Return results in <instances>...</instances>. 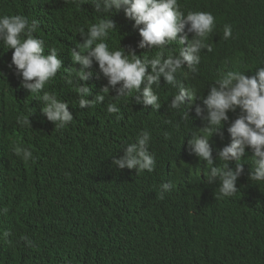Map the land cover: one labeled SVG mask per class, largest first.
I'll use <instances>...</instances> for the list:
<instances>
[{
  "label": "trees",
  "instance_id": "trees-1",
  "mask_svg": "<svg viewBox=\"0 0 264 264\" xmlns=\"http://www.w3.org/2000/svg\"><path fill=\"white\" fill-rule=\"evenodd\" d=\"M49 6L66 21L44 22ZM74 7L72 0H0V16L39 21L33 35L45 40L44 55L57 49L62 69L43 91L68 103L74 119L55 129L41 113L42 102L9 67L13 50L0 42V264H264V183L248 179L252 150L246 148L242 157L238 192L220 199L218 183H207V162L189 152L188 141L198 133L187 109V121L170 109L148 111L144 118L130 114L133 123L115 133L112 145L105 144L106 126L115 121L106 111L113 93L94 108L81 109L75 86L66 83L68 71L80 66L63 58L78 51L82 22L88 19ZM105 16L115 24L113 13L95 9L92 15L95 23ZM242 34L245 54L253 55L244 63L255 71L264 62L262 38L257 41L249 30ZM91 72L82 83L92 89L95 70ZM216 78L196 74L194 88L199 92ZM171 89L160 79L156 91ZM100 92L92 89L85 99ZM26 116L30 127L19 123ZM122 123L117 119L116 127ZM142 130L151 133L155 170L136 174L113 166L119 141ZM212 147V166L219 167L216 151L222 148ZM20 149L29 150L31 158L25 159ZM229 167L235 168V162ZM165 182L172 188L160 199ZM5 231L10 233L6 239Z\"/></svg>",
  "mask_w": 264,
  "mask_h": 264
},
{
  "label": "clouds",
  "instance_id": "clouds-1",
  "mask_svg": "<svg viewBox=\"0 0 264 264\" xmlns=\"http://www.w3.org/2000/svg\"><path fill=\"white\" fill-rule=\"evenodd\" d=\"M72 0L80 12L87 15L80 29L82 43L64 56L80 66L71 69L66 78L78 93V106L94 108L112 92V103L106 111L115 121L106 126L105 144L112 145L117 131L132 124L130 114L148 115V111L168 113L175 110L188 120L198 133L188 141L189 152L207 162L209 185L218 183V197L231 198L238 190L236 182L244 168L245 149L252 150L250 182L264 183V62L251 71L244 63L253 55L245 54L243 32L249 30L264 44V0H248L246 4L232 0ZM48 5V4H47ZM50 7L46 23L56 18ZM113 13L115 24L105 16L93 20V11ZM94 23V24H92ZM86 31L82 28L89 26ZM117 26V27H116ZM39 21L23 15L0 16V42L12 49L9 67L21 78V86L42 102L41 113L55 129H63L74 119L68 103L52 92L43 91L62 69L57 49L44 55L45 40L33 34ZM110 32H114L109 35ZM70 36L75 34L69 33ZM57 38V37H56ZM55 38V39H56ZM165 57V58H164ZM93 77V92L101 91L87 100L92 89L82 82ZM217 78L199 92L194 88L195 75ZM160 79L172 89L159 93ZM117 119H123L116 127ZM144 121V120H143ZM140 121L138 123H141ZM30 127L29 116L19 121ZM134 124H137L134 121ZM118 140V139H117ZM120 140V138H119ZM151 133L142 130L128 138L118 149L112 165L136 174L153 172L156 161L150 149ZM221 161L213 167V147ZM25 159L32 153L20 149ZM119 155H122L119 157ZM235 162V168L229 162ZM178 161L174 159V166ZM172 188L165 182L160 186V199ZM10 235L5 231L3 238ZM26 243L31 241L22 238Z\"/></svg>",
  "mask_w": 264,
  "mask_h": 264
}]
</instances>
